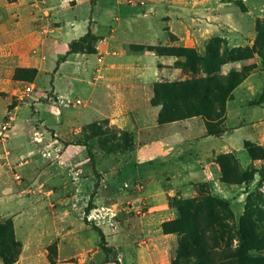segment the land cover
<instances>
[{"label": "rangeland", "instance_id": "rangeland-1", "mask_svg": "<svg viewBox=\"0 0 264 264\" xmlns=\"http://www.w3.org/2000/svg\"><path fill=\"white\" fill-rule=\"evenodd\" d=\"M40 1L0 0V152L3 148L10 152L3 161L7 166L0 160V225L13 223L14 234H7L6 240L14 239L21 249L15 264H112L100 248L99 234L84 222V209L95 193L96 208L90 212L88 221L102 228L120 264H197L195 257L183 252L181 242L189 235L165 234L162 226L179 219L183 205L191 206L211 196L217 201L202 207L198 216L186 207L188 210L184 212L191 221L189 233L205 235L215 251L235 249L239 242L236 227L246 217L260 234L264 246V0H188L183 30L194 39L176 45L174 40H180L161 21L163 8L155 4L154 17L148 16V21L153 23L149 40L156 44L153 47L191 50L190 58L166 56L177 58L174 67L186 75L163 82L195 78L191 69L201 68L195 57L208 55H211L207 62L209 69L221 75L236 73L244 77L226 100L224 119L216 122L229 130L239 125L243 128L233 129L224 141L209 139V143H202L204 148L217 151L225 145L234 149L227 153L230 160L220 159L219 155L212 164L220 181L245 180L227 184L235 189L225 192V196L215 195L207 185L177 190L173 196L164 193L171 184L165 173L182 175L185 180L186 168L197 164V149L190 146L189 140L204 134L206 120L196 118L158 125L155 118L160 108L148 102L151 95L148 80L133 82L135 88L122 92L127 109L136 111L141 124L150 127L144 133L147 140L161 143L163 140L164 145L169 144L171 159L180 156L184 160L157 167L154 163L147 169L131 166L136 149V124L130 117L125 122L108 119L94 122L99 116L88 99L91 96L97 105L103 96L98 92L90 95L87 87H83L82 84L89 85L92 80L84 81L80 73V55L67 57L64 63L60 43L42 47L26 37L55 21L54 17L48 20L41 16L42 20L35 25L34 19L39 16L31 15L35 12L32 5ZM122 1L128 4L127 0ZM51 4L61 22L83 20L88 27L93 21V27L97 23L105 36L116 26L113 16L98 12L90 1L74 8L69 7L67 0H52ZM104 8L113 9L112 5ZM121 19L120 24L128 26V21ZM134 35L125 37V42L130 44L124 47L138 52L141 45L137 44L145 40L141 34ZM97 43L93 45L95 49ZM118 43L113 45H122ZM7 51H12L13 56L8 58ZM24 53L27 55L21 59ZM137 57L131 54L123 58V63ZM88 58L89 67L99 63L96 56ZM144 58L148 64L155 60L149 55ZM25 64L36 69L37 75L24 73L20 80H14L15 67ZM9 69L10 73L6 74ZM203 76L202 72L196 75ZM157 77L149 78L159 80ZM4 79L7 85L2 86ZM122 83H128V79L125 77ZM160 83L153 81V95ZM109 102L101 99L98 110L108 113L112 104ZM72 128L81 130L69 138ZM77 144H88L89 149ZM200 159L205 162L204 157ZM221 166L225 168L223 173ZM222 224L229 228L222 229ZM0 264H4L2 259Z\"/></svg>", "mask_w": 264, "mask_h": 264}, {"label": "crops", "instance_id": "crops-1", "mask_svg": "<svg viewBox=\"0 0 264 264\" xmlns=\"http://www.w3.org/2000/svg\"><path fill=\"white\" fill-rule=\"evenodd\" d=\"M36 1V0H35ZM43 1V2H41ZM39 3L32 5L35 12H31L32 16H37L38 19H34L35 25L39 20H42V17L45 19H52L54 17L55 21H49L48 23L44 24L42 29L38 31H34L27 35V38H32V40L35 43L40 44L42 47H46L49 45H58L60 43L62 45V50L64 54H66L68 50V45L70 42L77 40L84 35L87 34L89 29L92 31V33L95 35V37L98 39L97 43V53L92 55H80L81 58H79L78 61H80L79 70H81V74L83 76V79L89 81L91 78L92 82H90L89 85H84L83 87H87L86 90L90 92V95L96 94L97 92L102 95L101 99L106 101H110L111 104V110L106 113L104 111L98 110L99 105H101L100 100L95 104L92 99L89 97V103L91 104L93 102L94 108L93 110L98 114V118L94 122H101L106 119L110 120L111 122H125L127 121V117H130L131 122H134L136 124L135 131H134V140L136 144V149L133 151V158L131 159V166L135 168L144 167V169H147L149 165H153L156 163L159 166V164L163 163L165 165L171 164L173 165V162L182 163L183 158H179L178 156L175 159H171L170 154V148L168 147L169 144L164 145V141L162 140V143L159 141H154V139L147 140L148 138H145V131L150 130L149 126H143L141 124V121L137 119L136 117V111H131L130 109H127V104L125 97L123 96V91L130 90L135 88L132 84L133 82H141L144 83L147 81L149 83V87L151 89V95L148 99V102L151 105V100L153 98V81H166V80H173V79H179L182 76L186 75L185 72L180 68H175L174 64L177 61V58L174 57H161L155 54L154 52L149 51H142V52H133L130 49H126L124 47L125 44H130V42H125V37H134L136 34L137 36L142 35V39L145 40L143 44H137L141 46H154L155 43H149L150 37H152L153 34V23L152 21H148V16L154 17L156 5H160L164 10V15L161 18V21L163 24H165L167 27H169L170 33L173 35V37L176 39L178 38L180 41L174 40L175 44L177 42H186V41H193L194 37L192 38L191 34L184 32L183 28L186 27V20H185V14H186V3L188 0H141L140 3L138 1L134 0H127L128 4H125L122 0H67V3L70 8H74L78 4L82 2L90 1L91 5L94 6V9H97L100 13H106L109 16H113L116 26L114 28H111L109 30L108 36L103 35V32L99 31V25L95 23V27H93V21L89 22V25L87 27L86 22L83 20H71L68 22H61L57 19V12L54 9V5L51 4L52 0H41ZM192 1V0H190ZM9 3L17 2V0L9 1ZM79 2V3H78ZM130 2H133L134 5H131ZM112 5L113 9L112 11L106 10L104 7ZM130 5V6H128ZM51 6V7H50ZM54 10V11H53ZM110 12V13H109ZM115 12V13H114ZM124 17L128 22V26L121 23V18ZM38 26V25H37ZM141 27H144L145 29L142 30ZM98 28V30H97ZM132 28V29H131ZM164 34L167 37L168 34H166V30H164ZM139 32V34H138ZM25 37V38H26ZM171 38V36H169ZM172 37V38H173ZM48 40H50L48 42ZM153 40V39H151ZM197 41V38H196ZM119 44L118 42H121L122 45H113V43ZM112 43V44H111ZM169 43V41H168ZM167 43V44H168ZM133 44V43H131ZM35 53V51H33ZM63 54V55H64ZM131 54H137L138 57L134 60L130 61H124L123 58L131 56ZM7 57L13 56L12 51H7ZM27 54L21 55V59H25ZM154 58L155 60L152 61L150 64H148L147 59L144 57ZM73 56V55H71ZM69 56V57H71ZM90 56H96L98 58V64H96L94 67H89L90 59L88 57ZM62 57V56H61ZM68 57V58H69ZM60 58V57H59ZM44 57L42 58V60ZM108 59L110 61L108 62ZM41 60V61H42ZM68 60V59H67ZM67 60L64 62L66 63ZM42 63V62H41ZM40 65L38 66V69H40ZM63 63L59 67V71L62 69ZM31 67L30 64L21 65L16 68H29ZM34 68V67H33ZM10 73V69L6 72V74ZM150 75H156L157 78H160L159 80H154V78H149ZM114 76V77H111ZM117 76V77H116ZM125 77L128 79V83L123 84L122 80L125 79ZM83 79L81 83L83 82ZM85 83V82H83ZM130 83V84H129ZM7 85L6 80L4 79L2 81V86ZM132 85V86H131ZM97 93V94H98ZM152 106V105H151ZM89 107V106H88ZM87 107V108H88ZM153 107V106H152ZM160 109H158L157 116L155 118H158ZM80 113V112H79ZM83 115V113H82ZM136 118V119H135ZM198 118V117H197ZM196 118H191L183 121L173 122V123H167V124H156L158 125H173L176 123H181L188 120H194ZM203 120V119H202ZM228 120V114L225 120V123L227 125ZM204 121V120H203ZM205 126V132L204 134L200 135L199 137H196L194 139L189 140L190 146L193 148H196L197 151L195 153V157L197 158V164H191L186 168L184 171L186 174V178L184 180V177L182 175H177L174 173H165V177L168 181H171V184L168 185V190L164 192L168 196H173V194L177 190H184L186 191L187 188H194L198 185H207L209 188L213 191L215 195H222L225 196V192L233 191L234 186H229L227 184H224L216 177V172L212 167V164L216 158L221 154H227L234 152V149L229 147L228 145H225L221 151H217L214 148H204L205 146L202 143H209V139H217L220 141H224L230 134L233 129H242L243 126L232 128V130L227 129V133L220 137H212L208 135L206 122L204 121ZM228 128V126H227ZM81 128L75 129L72 128L69 131V135L67 137L74 138L79 132ZM2 141H5L2 137ZM229 141V140H228ZM166 146L168 148H166ZM10 152L8 149L3 148L0 152V160L2 161L3 166H7V163H4L3 161L5 157L9 156ZM190 156H192V153H190ZM200 157H204L205 162L201 161ZM6 159V160H7ZM165 161V162H164ZM177 164V163H176ZM178 166V165H177ZM179 167V166H178ZM151 178H157L155 176ZM141 178V177H140ZM139 179V178H138ZM176 179V180H175ZM176 181L175 183L173 181ZM174 184H173V183ZM87 199V198H86ZM85 199V200H86ZM84 200V201H85ZM167 212V211H166ZM169 213V212H168ZM1 261V259H0ZM2 263V262H1ZM19 263V262H18Z\"/></svg>", "mask_w": 264, "mask_h": 264}, {"label": "trees", "instance_id": "trees-1", "mask_svg": "<svg viewBox=\"0 0 264 264\" xmlns=\"http://www.w3.org/2000/svg\"><path fill=\"white\" fill-rule=\"evenodd\" d=\"M98 42V39L89 29L86 35L69 43L68 50L64 56L61 57V61L65 62L66 58L71 55H92L97 53V49L93 46ZM155 52L158 56H183L186 55L190 58L191 50L188 48H182L180 50H172V48H160L148 46L138 48V52L142 51ZM209 57V58H208ZM197 62L201 63L200 70L191 69L195 78L187 81L179 82H162L154 88V95L151 100V105L156 108H160L158 115V123L167 124L178 121H183L191 118H203L206 120V127L209 136L220 138L227 133V129L223 128L216 122L224 119L226 114V100L232 91L244 80V77L237 75L236 73H230L227 75H221L215 70L209 69L207 62L211 59V55L208 56H196ZM58 67L56 68L57 71ZM202 72L203 77H196ZM24 73H31L32 77L37 75L36 69L17 68L14 73V80H20V75ZM82 145L89 149L88 144ZM90 151V150H89ZM220 159L230 160L231 156L228 154L220 155ZM262 159H264V152L262 153ZM222 173L225 172L224 167H220ZM245 177V176H244ZM224 178V175H223ZM246 178V177H245ZM228 179V178H227ZM221 179L225 184H239L244 182V178L240 180ZM99 184L97 183L95 188L97 189ZM93 194L84 209L85 219L84 222L87 225H91L93 230L99 234L100 248L107 258H111L112 264H120L118 261V254L115 248L109 246L106 241L105 234L99 226H96L88 221L90 212L93 211L96 206L93 202ZM220 200V199H218ZM217 201L214 197H209L207 200H201L197 203L190 205H183L181 212L182 215L179 219L169 221L163 224L162 228L165 234H185L189 235V238L183 239L182 248L183 252L188 253L190 256L197 259V264H264V246L262 245V239L260 234L255 230L253 224L244 217L238 227V246L235 249H229L225 251H215L213 247L209 245L210 239L205 235L197 233H189V223L191 222L186 215V207L191 208L193 215L201 212L202 207L207 206L210 202ZM221 201V200H220ZM196 212V213H194ZM221 228H229L226 224H222ZM220 228V229H221ZM221 229V230H222ZM10 232L14 234V228L12 222H7L0 225V257L4 264H15L18 261V257L21 253V249L18 248L14 239L6 240L7 234ZM4 237V239H3ZM192 248V249H191ZM192 250V251H188Z\"/></svg>", "mask_w": 264, "mask_h": 264}, {"label": "built area", "instance_id": "built-area-1", "mask_svg": "<svg viewBox=\"0 0 264 264\" xmlns=\"http://www.w3.org/2000/svg\"><path fill=\"white\" fill-rule=\"evenodd\" d=\"M77 104H78V105H82V102H81V101H78Z\"/></svg>", "mask_w": 264, "mask_h": 264}]
</instances>
